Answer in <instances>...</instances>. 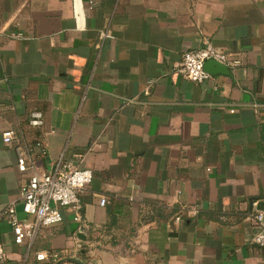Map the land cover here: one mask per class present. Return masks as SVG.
Listing matches in <instances>:
<instances>
[{"label": "crops", "instance_id": "1", "mask_svg": "<svg viewBox=\"0 0 264 264\" xmlns=\"http://www.w3.org/2000/svg\"><path fill=\"white\" fill-rule=\"evenodd\" d=\"M206 41L241 64L193 83L176 69ZM17 146L32 149L25 172ZM60 159L93 171L83 221L64 208L37 227L20 188ZM11 205L33 240L15 243ZM262 209L264 0H0L4 264H264Z\"/></svg>", "mask_w": 264, "mask_h": 264}, {"label": "built area", "instance_id": "2", "mask_svg": "<svg viewBox=\"0 0 264 264\" xmlns=\"http://www.w3.org/2000/svg\"><path fill=\"white\" fill-rule=\"evenodd\" d=\"M14 37L23 38V35L17 33ZM209 60H214L231 69L241 64L240 61L233 60L227 54L217 50L210 41H206L203 48L186 52L176 71L191 82L202 84L211 78L210 73L205 70V64ZM145 94H149V86ZM29 123L32 127L42 126L44 123L42 113L33 112ZM2 138L5 144L17 142V134L13 130L3 132ZM38 145L43 146L41 143ZM15 150L18 169L20 172H25L31 160L32 149L29 146L24 148L17 146ZM42 150L45 152V147H42ZM93 177L91 169L76 168L62 159L49 172L35 170L20 188L23 212L34 218L37 227H51L61 224L64 221L63 209L70 208L74 221L81 224L83 221L81 194L91 185ZM106 204H108L107 198H101L100 205ZM192 213L196 215L198 210L193 209ZM2 216L6 217L12 228L15 243L24 244L25 241L33 240L35 225L22 220L14 205L9 206ZM253 218L258 225L254 243L264 248V209L257 210ZM48 257L49 254L45 252L37 254L39 262L47 261ZM5 258V246L0 243V264L5 263ZM54 258L57 256L55 255Z\"/></svg>", "mask_w": 264, "mask_h": 264}, {"label": "water", "instance_id": "3", "mask_svg": "<svg viewBox=\"0 0 264 264\" xmlns=\"http://www.w3.org/2000/svg\"><path fill=\"white\" fill-rule=\"evenodd\" d=\"M205 70L210 74H222V75H229L230 74V70L227 66L222 65V64H220L214 60H209L205 64ZM67 262H72L75 264H84L83 262H81L80 260H78L76 258H70L67 260Z\"/></svg>", "mask_w": 264, "mask_h": 264}, {"label": "trees", "instance_id": "4", "mask_svg": "<svg viewBox=\"0 0 264 264\" xmlns=\"http://www.w3.org/2000/svg\"><path fill=\"white\" fill-rule=\"evenodd\" d=\"M34 144L37 145L38 142L37 143L35 142ZM173 213L174 212H172L169 216H171ZM83 254H84L83 257H85L86 253L84 252ZM56 256L57 258H54V255L49 254L47 261L43 262V264H63L65 261H67L62 259L63 258L62 255H56Z\"/></svg>", "mask_w": 264, "mask_h": 264}]
</instances>
